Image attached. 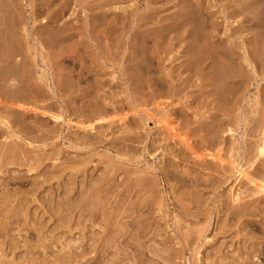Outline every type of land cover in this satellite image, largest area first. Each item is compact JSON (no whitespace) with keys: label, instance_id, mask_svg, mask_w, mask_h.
<instances>
[{"label":"rangeland","instance_id":"1","mask_svg":"<svg viewBox=\"0 0 264 264\" xmlns=\"http://www.w3.org/2000/svg\"><path fill=\"white\" fill-rule=\"evenodd\" d=\"M184 1L0 0V264H264V193L240 174L264 187V0H187L235 53L188 72Z\"/></svg>","mask_w":264,"mask_h":264},{"label":"bare ground","instance_id":"2","mask_svg":"<svg viewBox=\"0 0 264 264\" xmlns=\"http://www.w3.org/2000/svg\"><path fill=\"white\" fill-rule=\"evenodd\" d=\"M152 1V0H151ZM154 1H156V0H154ZM13 2V1H12ZM12 2H10V3H12ZM232 2V1H231ZM235 2V1H234ZM6 3V2H5ZM186 5H185V1H184V5H185V7L183 6V8L181 9V10H179L180 12H179V14L177 15L178 16V19H177V27L176 26H174L176 29H177V31H179V33H178V37H177V41H180L181 42V45H182V43H183V45L182 46H184V42H185V47L183 48L184 50H182V56H183V58H185L184 59V61L182 62V61H180L181 62V65L179 64V66H182L183 68H184V70L186 71L187 70V72H188V70H189V65H193V63L194 62H196L197 63V67H199V68H201V69H204V70H206V67H209L208 66V63L207 62H211L212 60H214L215 61V59L216 60H225L227 63L228 62H230V63H232V62H234V60H235V53L234 52H232V51H230V50H228V49H226V48H223V47H220V45L224 42V40H227V39H223V38H221L217 33H216V27L218 28V26H217V23H215V22H213L212 21V13H206V10H204V9H202V7H200L199 5H198V3L196 4V5H194V3L191 5V3H188L187 2V0H186ZM237 3V2H236ZM11 5V4H10ZM10 5H8V6H10ZM12 5H14V3L12 4ZM201 5V4H200ZM232 6V5H231ZM230 6V7H231ZM14 6H12V7H9V8H13ZM235 7V6H234ZM8 8V7H7ZM6 8V9H7ZM5 11V10H4ZM2 12V11H1ZM196 13L197 12V14H199L200 16H202V21L201 22H203V24H202V26L200 27L201 28V34H199L198 33V29L196 28V26L194 25L195 24V22H194V20L191 18V14L192 13ZM231 13L234 15L235 13H239V11L238 10H233V11H231ZM58 15V14H57ZM57 15H55L54 17L56 18V17H58ZM211 16V17H210ZM2 17V16H1ZM0 17V18H1ZM4 17V16H3ZM56 21H57V18H56ZM88 21V20H87ZM53 23V22H52ZM57 23V22H56ZM90 23V22H89ZM176 24V23H175ZM174 24V25H175ZM87 26V25H86ZM91 28V27H90ZM173 28V27H172ZM171 28V29H172ZM199 28V27H198ZM168 30H169V28H168ZM88 31V30H87ZM172 31V30H171ZM90 32V31H89ZM200 35V39H199V36ZM177 36V35H176ZM219 36V37H218ZM174 38H175V36H173ZM172 36L171 37H169L170 39L171 38H173ZM228 36H226V38H227ZM194 39V40H192L190 43H189V41H188V43L190 44V45H187L186 43V40H188V39ZM186 39V40H185ZM175 40H176V38H175ZM89 41H90V39H89ZM173 40L171 39V44H174L173 42H172ZM177 41H176V43H177ZM229 41V40H228ZM4 42V41H3ZM7 42V41H6ZM226 42V41H225ZM224 42V43H225ZM8 43V42H7ZM6 43V44H7ZM94 43H96V42H94ZM105 44H107V42H104ZM179 43V42H178ZM5 43H3V45H4ZM9 44V43H8ZM91 44V43H90ZM230 44V43H229ZM250 44V43H249ZM2 45V46H3ZM178 46H179V44H177ZM180 45V48L182 47ZM186 45H187V47H186ZM1 46V47H2ZM8 46V45H7ZM94 45H92L91 44V49H92V47H93ZM96 46V45H95ZM103 46V45H102ZM107 46H108V44H107ZM106 46V47H107ZM247 46V45H246ZM252 46V45H251ZM5 47V46H4ZM98 47H101V46H98ZM98 47H96V48H98ZM135 47V46H134ZM6 48V47H5ZM108 48V47H107ZM106 48V49H107ZM179 48V49H180ZM229 48V47H228ZM264 48V47H263ZM4 49V48H3ZM7 49V48H6ZM8 49H11L10 48V46H9V48ZM12 49H14V48H12ZM100 49V48H99ZM98 49V50H99ZM135 49V48H134ZM15 50V49H14ZM246 55H245V57H243V59H242V62L243 63H245V64H239V66L237 67V68H235V69H233L232 70V74L236 77V78H239V80L238 81H235V82H233L234 84L235 83H237V84H240V83H242L243 82V80H242V76H243V72L244 73H247V75L249 76V73L252 75V74H255L256 73V68H255V63H257V61H258V56L259 55H256V54H254L253 55V53H252V51H250V49H248V47H246ZM261 50V49H260ZM4 52V50H1V52ZM8 51V50H7ZM130 51V50H129ZM134 51V50H133ZM133 51H132V53H128L127 54V56H125V60H124V64H125V61H127V62H129L130 60H131V57H133L131 54H134L133 53ZM136 51V50H135ZM233 51H234V49H233ZM152 53V52H151ZM3 55H5V54H3ZM13 52H12V50L11 51H9V52H7V57L10 59V58H12L13 56ZM106 55V54H105ZM104 55V56H105ZM109 55V54H108ZM256 55V56H255ZM2 56V55H1ZM75 56H77V55H74V56H72V57H70L71 58V61H77V58H79V57H75ZM124 56H122V57H124ZM137 56V55H136ZM135 56V57H136ZM151 56H154V54L153 55H151ZM181 56V57H182ZM4 57V56H3ZM2 57V58H3ZM5 57H6V55H5ZM69 57V56H68ZM81 57V56H80ZM86 57V56H85ZM85 57H83V58H85ZM155 57V56H154ZM180 57V58H181ZM193 57H194V60H193ZM8 58H7V60H8ZM14 58V57H13ZM70 58H69V60H70ZM153 58V57H152ZM156 58V57H155ZM80 59V58H79ZM92 59V58H91ZM90 59V60H91ZM93 59H95V58H93ZM122 59H124V58H122ZM132 59H135V58H132ZM182 59V58H181ZM238 59V58H237ZM5 60V59H4ZM4 60H3V62H4ZM12 59H10V61H11ZM19 60V59H18ZM82 60V59H81ZM80 60V61H81ZM85 60H87V58H85ZM88 60H89V58H88ZM96 61H97V59H95ZM140 60V59H139ZM193 60V61H192ZM61 61H64V58H63V60H61ZM68 61V60H67ZM92 61H94V60H92ZM96 61H94V62H96ZM99 61V60H98ZM98 61L96 62V63H98ZM101 61V60H100ZM134 61V60H133ZM136 61V60H135ZM141 61V60H140ZM1 62V61H0ZM83 62L84 61H82V64L80 65L81 67V69L83 70V69H85V71H86V67L84 66V64H83ZM91 62V61H90ZM103 62L104 61H102V64H103ZM2 63V62H1ZM6 63H8V62H6ZM11 63V62H10ZM15 63V62H14ZM80 63V62H79ZM92 63V62H91ZM223 63V62H222ZM258 63H259V61H258ZM74 64V63H73ZM138 64H139V61H138ZM210 64V63H209ZM212 64V63H211ZM235 64V63H234ZM9 65V64H8ZM8 65H6V67L5 68H7L8 67ZM11 65V64H10ZM9 65V66H10ZM75 65V64H74ZM79 65V64H78ZM90 65V64H89ZM92 65V64H91ZM95 65V63L93 64V66ZM97 65H99V64H97ZM245 65V66H244ZM257 65V64H256ZM264 65V64H263ZM13 66V65H12ZM72 66V65H71ZM140 66V65H139ZM216 66V65H215ZM233 66V65H232ZM1 67H3V66H1ZM0 67V68H1ZM89 67V66H88ZM125 67V66H124ZM182 67L180 68V69H182ZM222 67V66H221ZM12 69H13V67H11ZM75 68V67H74ZM80 68H78V69H80ZM93 68H95V66L93 67ZM127 68V67H126ZM198 68V69H199ZM212 68V67H211ZM211 68H210V70H211ZM215 68V67H214ZM8 69V68H7ZM62 69V68H61ZM61 69H60V73H61ZM89 69V68H88ZM87 69V70H88ZM149 69V68H148ZM147 69V70H148ZM193 69V68H192ZM198 69H196V70H198ZM219 69V68H218ZM232 69V68H231ZM8 70H10V69H8ZM7 70V73L9 72H12L13 73V71L11 70V71H8ZM73 70V69H72ZM91 70V69H90ZM90 70H88V71H90ZM94 70V69H93ZM92 70V71H93ZM127 70V69H126ZM228 70V69H227ZM78 71V70H77ZM182 71V70H181ZM191 71V70H190ZM202 71V70H201ZM201 71H199V72H201ZM212 71V70H211ZM3 72H4V70H3ZM71 72V71H70ZM73 72V71H72ZM71 72V73H72ZM79 72V71H78ZM84 72V71H83ZM91 72V71H90ZM147 72H149V71H147ZM204 71H202V73H203ZM11 73V74H12ZM60 73H57L58 74V76H59V74ZM80 73H81V71H80ZM87 73V72H86ZM186 73V72H185ZM257 73H259V71L257 72ZM3 74V73H2ZM57 74H55V77L57 76ZM149 74V73H148ZM180 74H181V72H180ZM199 74V73H198ZM197 74V75H198ZM204 74H206V73H204ZM227 74V72H225V71H221V76H224V75H226ZM61 75H63V72L61 73ZM79 75V74H78ZM189 75H191V74H189ZM188 75V76H189ZM195 75H196V73H195ZM209 75V74H208ZM210 75H211V73H210ZM213 75V74H212ZM216 75V74H215ZM246 75V74H245ZM244 75V76H245ZM250 75V76H251ZM258 75V74H257ZM2 76V75H1ZM194 76V75H193ZM203 76V75H202ZM205 76V75H204ZM220 76V75H219ZM4 77V76H3ZM7 76H5L4 78H6ZM9 77V76H8ZM59 77H62V76H59ZM150 77V76H149ZM190 77V76H189ZM196 77V76H195ZM247 77V76H246ZM252 77V76H251ZM256 77V76H255ZM254 77V78H255ZM259 77V76H258ZM1 78V77H0ZM3 78V79H4ZM81 78V77H80ZM202 78V77H201ZM204 78V77H203ZM206 79H208L207 77H205ZM204 78V79H205ZM57 79V78H56ZM55 79V82H56V89H57V93H56V95H58V96H60V94H61V91H62V80H61V78L60 79H57L56 80ZM128 79V78H127ZM127 79H126V81H127ZM184 79V78H183ZM182 79V80H183ZM188 79V78H187ZM212 79V78H211ZM252 79H253V77H252ZM7 80V79H6ZM6 80L4 81V82H6ZM10 80V79H9ZM12 80V79H11ZM14 80V79H13ZM54 80V79H53ZM124 80H125V78H124ZM130 80H132V79H130ZM129 80V81H130ZM147 80V79H146ZM149 80H150V78H149ZM197 80H198V77H197ZM199 80H201V79H199ZM203 80V79H202ZM214 80V79H213ZM255 80V79H254ZM1 81V80H0ZM21 81V80H20ZM129 81H128V83H129ZM204 81V80H203ZM206 81V80H205ZM209 81H210V79H209ZM248 81V80H247ZM3 82V81H2ZM54 82V81H53ZM134 82V81H133ZM151 82H152V80H151ZM202 82V81H201ZM212 82V81H211ZM7 83H9V82H7ZM130 83H132L131 81H130ZM206 83H207V81H206ZM2 84V83H1ZM126 84V83H125ZM136 84V83H135ZM147 84V83H146ZM148 84H150V81H148ZM147 84V85H148ZM216 84V83H215ZM221 84V83H220ZM8 85H11L12 86V88L11 87H9V89L11 88V90L12 89H14V87H13V85L14 84H12V83H9V84H7V86ZM127 85H130V84H127ZM154 85V83L151 85V86H153ZM2 87L3 86H5L4 84L3 85H1ZM1 86H0V88H1ZM7 86H5V87H7ZM148 86H150V85H148ZM147 86V87H148ZM202 86H203V84H202ZM228 86H230V85H228ZM4 87V88H5ZM210 87V86H209ZM212 87V86H211ZM222 87V86H221ZM241 87V86H240ZM245 87V86H244ZM51 88V87H50ZM208 88V87H207ZM207 88H205V89H207ZM214 88H216V87H214ZM233 88V87H232ZM231 88V89H232ZM7 89V88H6ZM8 89V90H9ZM15 89H16V87H15ZM14 89V90H15ZM170 89V88H169ZM237 89H239V88H237ZM14 90L12 91V92H14ZM218 90V89H217ZM235 90H236V88H235ZM4 91V93L7 91H5V90H3ZM64 91V90H63ZM208 91V90H207ZM232 91V90H231ZM215 92V91H214ZM214 92L212 93V94H214ZM218 92V91H217ZM210 93V94H211ZM229 93H231V92H229ZM10 94V93H9ZM11 94H13V93H11ZM15 94H17V92H15ZM33 94V93H32ZM36 94H38V93H36ZM36 94H34V95H36ZM222 94L223 93H221V96H222ZM235 94V93H234ZM3 95V94H2ZM62 95H64V93L63 94H61V96ZM216 95V94H215ZM232 95V94H231ZM230 95V96H231ZM5 96H7V95H5ZM16 96V95H15ZM14 96V97H15ZM18 96V95H17ZM20 96V95H19ZM30 96V95H29ZM33 96V95H32ZM31 96V97H32ZM41 96V95H40ZM39 96V97H40ZM51 95H49V97H50ZM52 96H53V94H52ZM51 96V97H52ZM233 96V95H232ZM24 97V96H23ZM35 97V96H34ZM54 97V96H53ZM227 97V96H226ZM236 97V96H235ZM11 98H12V95H11ZM60 98V97H59ZM58 98V99H59ZM64 98V97H63ZM62 98V99H63ZM232 98V97H231ZM3 99V98H2ZM9 99V98H8ZM13 99V98H12ZM15 99V98H14ZM19 99V98H18ZM21 99H22V97H21ZM53 99V98H52ZM57 99V100H58ZM61 99V98H60ZM10 100V99H9ZM264 100V99H263ZM14 101V100H13ZM12 101V102H13ZM19 101V100H18ZM33 101V100H32ZM35 101V100H34ZM54 101H55V98H54ZM7 102V101H6ZM61 102V101H60ZM264 102V101H263ZM14 103H15V101H14ZM17 103V102H16ZM1 104L3 105V102L2 103H0V106H1ZM37 104H38V102H37ZM6 105V104H5ZM5 105H3V106H5ZM11 105H13V103L11 104ZM16 105V104H15ZM19 105H21V104H19ZM49 105H52V104H49ZM54 105V104H53ZM9 105H8V103H7V107H8ZM14 106V105H13ZM12 106V107H13ZM25 106V105H24ZM54 106H56V105H54ZM60 106V105H59ZM11 107V106H10ZM16 106H14V108H15ZM21 107V106H20ZM20 107H16L15 109H17V108H20ZM3 108V107H2ZM21 108H23V107H21ZM20 108V109H21ZM25 108H27L26 106H25ZM49 108H50V106H49ZM52 108V107H51ZM57 108V107H56ZM9 110H7V111H10L12 108H8ZM15 109L13 110V111H15ZM31 109H33V108H31ZM62 109V108H61ZM61 109H60V113H61ZM79 109V108H78ZM23 111L22 112H24L25 110L24 109H22ZM27 110H28V108H27ZM27 110H26V112H27ZM57 110V109H56ZM55 110V111H56ZM58 110H59V108H58ZM6 111V112H7ZM20 111V110H19ZM29 111H34V110H29ZM28 111V112H29ZM40 111V110H39ZM38 111V112H39ZM42 111V110H41ZM51 111H53L52 109H51ZM63 111V110H62ZM12 112V111H11ZM31 112V113H32ZM35 112H37L36 111V109H35V111L33 112L34 114H35ZM13 113V112H12ZM15 113V112H14ZM25 113V112H24ZM23 113V114H24ZM64 113V112H63ZM16 114V113H15ZM43 114H45V111H44V113ZM55 114V113H54ZM53 114V115H54ZM19 115H20V113H19ZM26 115V114H25ZM36 115V114H35ZM40 115V114H39ZM45 115H47V114H45ZM57 115V114H56ZM55 115V116H56ZM61 115H62V113H61ZM82 115V114H81ZM37 116H38V114H37ZM36 117V116H35ZM44 118H45V116H43ZM49 117H53V116H50V114H49ZM59 117H62V116H57L56 117V119L58 120V119H61V118H59ZM81 117V116H80ZM82 117H85V116H83L82 115ZM54 119H55V117H53ZM39 119H41V118H39ZM43 119V118H42ZM56 119H55V121H56ZM61 120H63V119H61ZM61 120H59V122L61 121ZM57 122V121H56ZM62 122V121H61ZM206 122V121H205ZM225 122V121H224ZM2 123V122H1ZM3 123L4 124H6V122H4L3 121ZM2 123V124H3ZM67 123V122H66ZM66 123H64V124H66ZM112 123V122H111ZM200 123V122H199ZM228 123V122H227ZM62 124V123H61ZM222 124V123H221ZM67 126H68V123L66 124ZM79 125V124H78ZM81 125H82V123H81ZM81 125H79L78 127H81ZM201 125H203V123H201ZM223 125V124H222ZM221 125V126H222ZM58 126H62V125H58ZM86 126V125H85ZM85 126H83V127H85ZM89 128H90V125H87ZM86 126V127H87ZM93 125H91V127H92ZM97 126V125H96ZM95 126V127H96ZM225 126V125H224ZM223 126V128H225ZM9 127V126H8ZM83 127H81L80 129H82ZM87 127V130L89 129ZM99 127V126H98ZM217 127V126H216ZM11 128V127H10ZM94 128V127H93ZM93 128H92V130H93ZM99 128H101V126L99 127ZM199 128V127H198ZM218 129H219V127H217ZM197 129V128H196ZM195 129V130H196ZM227 129V128H226ZM225 129V130H226ZM82 130H86L85 128H83ZM201 130V129H200ZM205 130V129H204ZM228 132L230 133H228L230 136H232L233 134H232V130L231 129H229V127H228ZM194 131V130H193ZM199 131V130H198ZM203 131V130H202ZM217 132V131H216ZM218 133V132H217ZM217 133H215V136H216V134ZM226 132H225V134H227ZM196 134V133H195ZM201 135H203V134H201ZM213 135H214V133H213ZM228 135V136H229ZM14 136H15V134H14ZM171 136V135H170ZM174 136V135H173ZM205 136V135H204ZM18 137H20V136H18ZM78 137V136H77ZM76 137V138H77ZM211 137V136H210ZM21 138V137H20ZM66 138H67V136H66ZM199 138H200V135H199ZM201 138H203L202 136H201ZM205 138H207V137H205ZM213 138H216V137H214L213 136ZM212 138V139H213ZM18 139V138H17ZM79 140H81L80 138H78ZM211 139V138H210ZM210 139H208V140H210ZM75 140H77V139H75ZM124 140V139H123ZM207 140V139H206ZM207 140V141H208ZM20 141H21V139H20ZM23 141V140H22ZM210 141H212V140H210ZM224 141V140H223ZM188 142V141H187ZM206 142V141H205ZM182 143V142H181ZM201 144H202V142H200ZM218 143V142H217ZM28 144H30V143H27V145ZM186 144V143H185ZM188 144V143H187ZM186 144V145H187ZM207 144V143H206ZM210 144V143H209ZM184 145V144H183ZM204 145H205V143H204ZM211 145V144H210ZM221 145V144H220ZM191 146V145H190ZM186 147V146H185ZM206 147V146H205ZM208 147V146H207ZM187 148H189L190 150L189 151H192L191 150V147H187ZM192 148H193V146H192ZM259 150V155H261L262 153H263V150H264V145L263 146H261V148L260 149H258ZM221 152V149H219L214 155H213V153L212 154H209L208 153V155L206 154V153H204L205 155H207L206 157L207 158H210V155H212L213 157L218 153V152ZM192 152H195V151H192ZM220 152H219V154H220ZM193 154V157L194 156H196V158L197 159H195V157H194V159H195V161H196V163L198 162V163H200V160H199V158L201 157V155L198 157L197 155L199 154H196V155H194V153H192ZM204 154L202 153V157L201 158H205V156H204ZM264 154V153H263ZM212 156H211V158H212ZM217 156V155H216ZM219 157H220V155H219ZM203 159H202V161H203ZM213 159H216L215 157L213 158ZM213 159H211V160H213ZM197 160H199V161H197ZM216 160H219L220 161V159L218 158V159H216ZM215 160V161H216ZM204 162H205V159H204ZM206 162H207V160H206ZM217 162V161H216ZM215 162V163H216ZM220 162H222V161H220ZM195 163V164H196ZM210 163V162H209ZM208 163V164H209ZM213 164V163H212ZM198 165V164H197ZM237 165V164H236ZM203 166V165H202ZM238 166V165H237ZM210 167V166H209ZM211 167H213V166H211ZM236 168V167H235ZM190 172H192V171H190ZM201 172V171H200ZM199 172V173H200ZM198 173V172H197ZM207 173V172H206ZM36 174V173H35ZM189 174V173H188ZM204 174V173H203ZM241 174V177H244V178H246L247 179V181L256 189V194H258V195H261V197L263 196L261 193H264V187H263V185H262V183H260V184H258V182H256L254 179H252L251 177H249V176H247V175H245L244 173H240ZM205 175H207V174H205ZM31 176V175H30ZM33 176V175H32ZM34 176H36V175H34ZM196 176V175H195ZM200 176V175H199ZM199 176L197 177V178H199ZM240 176V175H239ZM29 177V176H28ZM211 177H212V175H211ZM197 178H195L196 180H197ZM44 182V181H43ZM43 182H42V184H43ZM193 182H195V180H193ZM41 183V182H40ZM197 183V182H196ZM199 183V182H198ZM206 183H207V181H206ZM210 183V182H209ZM38 185V184H37ZM37 185H36V187H37ZM39 186H40V184H39ZM35 187V188H36ZM41 187V186H40ZM33 188H34V186H33ZM37 189H38V187H37ZM232 190H234V189H232ZM231 191V190H230ZM233 192V191H232ZM231 193V192H230ZM232 194V193H231ZM238 195V194H237ZM253 196H256V195H253ZM239 197V196H238ZM257 197V196H256ZM255 197V198H256ZM259 197V196H258ZM257 197V198H258ZM233 198H235L234 196H233ZM237 199H240V197L239 198H237ZM250 199V198H249ZM251 199H253V198H251ZM250 199V200H251ZM262 199H263V197H262ZM248 200V199H247ZM238 201H240V200H238ZM245 201H246V199H245ZM255 201H260L259 199H257V200H255ZM255 201H251V203H253V202H255ZM235 202V201H234ZM236 202H237V200H236ZM244 201H242V203H243ZM246 202H244V204H245ZM249 203V202H248ZM233 204H236V206H237V204H238V202L237 203H233ZM233 206V205H232ZM231 206V207H232ZM235 206V207H236ZM234 207V208H235ZM233 209V208H232ZM264 243H262V245H263ZM260 245V244H259ZM253 247H254V245H253ZM258 252H259V250H258ZM261 253V252H260Z\"/></svg>","mask_w":264,"mask_h":264}]
</instances>
